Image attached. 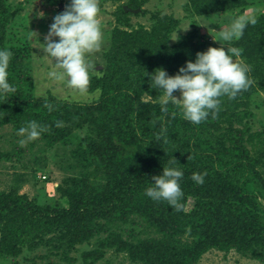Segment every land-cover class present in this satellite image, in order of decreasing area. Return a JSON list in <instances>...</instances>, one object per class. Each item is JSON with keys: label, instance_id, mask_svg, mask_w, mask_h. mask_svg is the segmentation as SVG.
Instances as JSON below:
<instances>
[{"label": "trees", "instance_id": "16d2710c", "mask_svg": "<svg viewBox=\"0 0 264 264\" xmlns=\"http://www.w3.org/2000/svg\"><path fill=\"white\" fill-rule=\"evenodd\" d=\"M48 1L59 7L57 0ZM189 1L186 8L195 16H238L257 3ZM30 2L0 0V47L12 51L8 79L16 89L0 96V129L10 124L17 130L34 119L48 130L0 151V160L18 162L11 166V186L0 189V264H37L52 256L59 262L44 264H77L73 252L86 244L94 247L83 250L82 264H97L109 251L129 264H199L211 251L264 264V125L254 129L251 109L254 96L264 92V10L231 43L241 50L235 59L249 66L252 83L234 98L221 97L215 117L196 124L171 103L161 112L162 94L147 75L160 67L174 75L194 61L207 46L196 30L172 42L179 24L172 15L152 13L149 27L134 25L133 13L119 5L118 23L101 51L104 66L90 72L88 92L99 88V96L90 103L38 97L33 25L21 12ZM146 2L125 5L137 9ZM98 4L102 11L103 2ZM50 160L63 172L52 195L42 187L50 180ZM163 166L183 171L179 209L145 194ZM193 172L204 173L203 183L192 179ZM32 181V197L19 193Z\"/></svg>", "mask_w": 264, "mask_h": 264}, {"label": "clouds", "instance_id": "9594fccd", "mask_svg": "<svg viewBox=\"0 0 264 264\" xmlns=\"http://www.w3.org/2000/svg\"><path fill=\"white\" fill-rule=\"evenodd\" d=\"M256 22V15H238L231 19L226 29L221 28L218 31L219 39L213 37L222 46H209L205 51H198L195 60H187L174 75H169L163 67L147 73L153 89L162 94L161 112L166 113L167 105L171 103L178 107L186 120L198 124L210 115L215 117L219 111L221 97L227 96L231 99L241 90L247 89L252 83L248 75L249 66L237 62L235 57L240 55L241 50L225 42L242 36L245 28ZM101 40L98 0H69L65 10L53 17L49 31L44 37L45 42L41 43L39 40L42 47L38 48L53 62L47 76L86 94L90 72L93 69L92 61L86 54L97 49ZM11 56V49L0 47V96L16 90L15 85L8 79ZM175 90L179 91V98L173 94ZM100 91L99 88L95 89L97 94ZM44 104L49 111L52 110V104L47 98ZM55 123L57 127L63 124L59 120ZM47 130L46 125L34 119L28 120L17 129L18 135L21 136L19 143L23 146L26 141L39 138ZM182 176L181 169L163 166L162 174L151 177L154 182L145 189V194L153 200H166L169 205L179 209V199L183 195L179 183ZM192 179L197 184L203 183L204 173L193 172Z\"/></svg>", "mask_w": 264, "mask_h": 264}, {"label": "rangeland", "instance_id": "374dc122", "mask_svg": "<svg viewBox=\"0 0 264 264\" xmlns=\"http://www.w3.org/2000/svg\"><path fill=\"white\" fill-rule=\"evenodd\" d=\"M23 1V0H17ZM102 1V11H99V23L102 30V40L100 46L95 49L93 52L86 54L89 59H91L93 64V69L91 72H98L104 66L101 58V51L103 50L104 45L108 44L109 41L106 38L108 35V31L114 29L117 25L115 12L118 9L119 5H125L128 0H118V1H110V0H98V3ZM257 2L253 5H248L245 11L246 15H258L259 11L264 10V0H261L258 3V0H252ZM59 4V7L55 4H51L48 0H32L30 4L26 5L22 12V15H26L29 20V25L33 29L30 31V38L32 39V46L34 47L33 52V61H32V75L35 80V95L38 97L53 95L59 99L75 100L82 103H90L93 102L99 94L94 92H87L86 94L79 93L78 91L67 87L62 81L52 80L47 76V71L52 67V61L44 56V52L39 44V40L41 43L45 42L44 37L47 35L49 31V26L53 22V17L65 10L66 5L69 3V0H57L56 2ZM60 4L64 7L61 9ZM186 6H190L189 0H147L145 4L142 5V8H139L137 12H131L133 14L129 15L131 23L136 25L137 23L145 25L149 27L150 25V16L152 13L160 12L163 15H172V17L179 21L176 31L172 35V42H175L182 36L188 35L190 31L196 30L201 36L202 40L207 42V46L205 50L209 46L220 47L221 43L216 39H219L218 31L221 28L226 29L231 19L235 18L236 15L234 13H226V12H215L210 13L209 15L195 16L189 13V10ZM190 9V8H189ZM146 12L145 15H134L138 12ZM40 13L44 15L41 16ZM41 23L46 24V26H41ZM190 24V25H189ZM22 30V29H21ZM214 30V31H213ZM203 35V37H202ZM214 37V38H213ZM53 39H58V37H53ZM36 41V43H35ZM226 44L232 43V41L225 42ZM225 48L226 45H223ZM204 50V51H205ZM174 95L179 98V91H177ZM254 112V120L252 121V125H254V129L263 128L264 125V92H259L256 96H254V102L251 107ZM82 135L85 134V131H80ZM18 134L16 128L12 125H7L0 129V151H8L12 149L13 143H19L20 138H14L13 135ZM54 150H47L45 153L50 155ZM28 155H26L27 157ZM18 164L17 160L13 159L9 160H0V189H7L9 185L11 186V179L13 176L14 169L11 167L12 164ZM48 169H50V173L48 177L50 180L43 184L44 190L47 191L48 194H54V188L59 184L62 178L63 172L57 168L54 164V160H50L48 164ZM34 181L23 184L20 187L19 193H27L30 197H32L35 192L37 186L33 184ZM36 187V188H35ZM93 245H84L83 248H80L79 252H73V254L78 257L77 264L83 263V258L81 253L83 250L93 248ZM39 252V251H38ZM30 253V252H29ZM27 252V255L29 254ZM32 256L35 253H31ZM26 255V256H27ZM123 254L116 255L111 251L107 252L105 258L98 261L97 264H129L128 259L124 257ZM126 255V254H125ZM23 255H19V261H22ZM52 260V262H59L57 258L54 256L50 257V259L37 261V264H44L45 261ZM109 263H108V262ZM24 262V261H23ZM199 264H260L258 261L250 260L245 257H241L239 254L231 252L226 257L222 252L211 251L206 253Z\"/></svg>", "mask_w": 264, "mask_h": 264}, {"label": "water", "instance_id": "95a60500", "mask_svg": "<svg viewBox=\"0 0 264 264\" xmlns=\"http://www.w3.org/2000/svg\"><path fill=\"white\" fill-rule=\"evenodd\" d=\"M60 7H61V9H62V8H63V5L60 4ZM124 10H125V11H130V12H137V11H139V8H137V9H132V8H130L128 5H124Z\"/></svg>", "mask_w": 264, "mask_h": 264}]
</instances>
